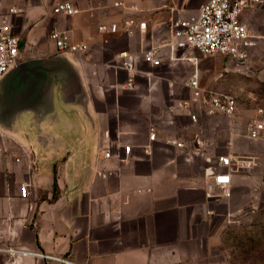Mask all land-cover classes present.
<instances>
[{"label": "crops", "instance_id": "obj_1", "mask_svg": "<svg viewBox=\"0 0 264 264\" xmlns=\"http://www.w3.org/2000/svg\"><path fill=\"white\" fill-rule=\"evenodd\" d=\"M61 1L0 0V12L17 9L10 19L21 41L0 78V244L77 264H260L264 137L249 138V124L231 116L183 107L191 78L214 88L198 50L164 45L157 65L142 57L167 37L171 18L206 0H69L80 10L73 15L53 12ZM129 19L132 35L122 29ZM241 20L258 36L252 50L263 64L264 2ZM110 23L119 30L100 29ZM53 28L88 51L54 55ZM220 155L246 164L230 169L225 189L213 181Z\"/></svg>", "mask_w": 264, "mask_h": 264}, {"label": "built area", "instance_id": "obj_2", "mask_svg": "<svg viewBox=\"0 0 264 264\" xmlns=\"http://www.w3.org/2000/svg\"><path fill=\"white\" fill-rule=\"evenodd\" d=\"M264 0H206L198 7L197 11L184 17L171 18L167 24V37L154 42L150 47L142 51L145 61L157 65L160 63V50L164 45L170 48L190 47L198 50L202 55L212 56L220 54L230 59L236 69L250 72V54L255 46L258 36L252 32L249 26L241 20L243 11L251 6L260 4ZM116 6H126L122 1L114 2ZM137 10L138 6H131ZM80 10L69 0L58 2L53 7V12L64 15H73ZM17 12L16 8H9L8 12H0V78L13 66L20 53V37L14 31L10 14ZM133 21L126 20L123 32L127 35L134 33ZM140 30H145L146 23L143 21L137 24ZM101 30L117 32L119 25L110 23L101 25ZM49 38L54 44V55L83 54L88 51L85 42L74 41L67 30L53 28L49 32ZM118 57L123 59L122 66L127 69L134 67L133 58L126 51L120 52ZM133 78H129L127 85H131ZM192 88V95L189 101L183 103V107L188 109L192 104L199 105L204 113L208 115L223 114L231 116L236 111L235 96L225 90L200 86L197 78L189 80ZM257 117L250 122L247 129V136L251 139L264 137V117L260 108ZM193 122H197L198 116L191 114ZM154 138V133L149 135ZM171 144L178 147L183 146V142L169 140ZM126 153L130 147L125 146ZM105 157H110L108 150ZM219 168L214 173L215 184L225 189L230 184V169L241 167L246 164L245 158L232 159L230 155L218 156ZM20 194H28V184L20 186ZM43 258L57 261L64 264H77L68 258L46 254L39 250L14 246L10 244H0V264H24L23 258Z\"/></svg>", "mask_w": 264, "mask_h": 264}, {"label": "rangeland", "instance_id": "obj_3", "mask_svg": "<svg viewBox=\"0 0 264 264\" xmlns=\"http://www.w3.org/2000/svg\"><path fill=\"white\" fill-rule=\"evenodd\" d=\"M205 58L207 65L209 64L208 67L213 69L206 78L207 85L228 91L235 96L237 107L231 118L248 125L257 117L260 108L263 110L262 116L264 117V63L258 62L253 50L250 54L252 69L250 72L236 69L230 59L220 54ZM262 181V197L264 198V177ZM261 233L264 234V225ZM261 250V256L256 263L264 264V241ZM244 261L245 264H252L254 258L245 257Z\"/></svg>", "mask_w": 264, "mask_h": 264}]
</instances>
